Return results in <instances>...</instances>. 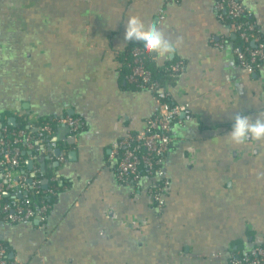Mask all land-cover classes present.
Instances as JSON below:
<instances>
[{
  "label": "crops",
  "instance_id": "1",
  "mask_svg": "<svg viewBox=\"0 0 264 264\" xmlns=\"http://www.w3.org/2000/svg\"><path fill=\"white\" fill-rule=\"evenodd\" d=\"M241 1L264 32V0ZM214 4L0 0V131L29 116L83 122L76 135L53 129L59 155L27 152L26 170L40 165L41 187L62 188L44 220L10 224L0 216V245L13 264H226L238 246L264 247V139L226 140L237 113L264 115V61L252 73L238 64L235 35ZM132 15L173 45L154 62L182 65L166 88L172 103L188 105L189 118L174 121L162 177L123 183L113 145L155 113L151 93L118 74ZM162 179L158 207L147 190Z\"/></svg>",
  "mask_w": 264,
  "mask_h": 264
},
{
  "label": "built area",
  "instance_id": "2",
  "mask_svg": "<svg viewBox=\"0 0 264 264\" xmlns=\"http://www.w3.org/2000/svg\"><path fill=\"white\" fill-rule=\"evenodd\" d=\"M171 3L177 0H165ZM215 10L224 9L229 16L236 18L244 12L250 10L239 0H217L214 4ZM163 9L160 11V19H163ZM251 30V26L249 27ZM230 31L238 33L239 37L249 42L252 35L245 31L239 23H232ZM212 41V40H211ZM213 42V41H212ZM215 46L222 48L226 40L214 41ZM139 50L134 53L135 62L139 59ZM234 56L238 64L248 73L253 72V64L259 59H264V46L259 43L254 48H245L244 51L235 47ZM171 70L182 71L180 63L174 64ZM128 81H141L142 90L149 91L155 104V113L146 120L145 127L117 141L113 145L112 153L116 155V174L120 182L137 183L141 181L143 175L141 166L151 170L153 164H161L160 158L168 151L171 143V129L174 121L179 115L187 114L188 105L174 104L169 99L166 87H159L150 79L148 71L140 66L133 67L127 76ZM189 118V116L186 115ZM26 128L10 130L7 125L2 126L0 131V196L7 194L9 200L0 204V216L10 224H28L34 219L44 220L49 204L42 203L34 205L37 195L45 191L49 196L55 195L53 188L40 190L42 171L37 166L30 172V177L22 172L21 151L27 150L33 153L36 158L46 152H53L58 142L55 132L49 123L37 125L32 117H27ZM58 126L66 127L70 134L76 135L82 128L83 122L75 117H61L57 119ZM61 160L62 158H58ZM162 170L159 167L153 178L162 177ZM149 176V175H148ZM155 176V177H154ZM160 183L150 184L148 194L154 204L158 207L163 205V191L166 190L168 181L160 180ZM5 249L0 246V264H6L4 259ZM226 264H264V247L262 245H252L240 249L237 253H231Z\"/></svg>",
  "mask_w": 264,
  "mask_h": 264
},
{
  "label": "trees",
  "instance_id": "3",
  "mask_svg": "<svg viewBox=\"0 0 264 264\" xmlns=\"http://www.w3.org/2000/svg\"><path fill=\"white\" fill-rule=\"evenodd\" d=\"M217 1V0H215ZM240 2H242L241 0H239ZM216 11V16L218 17V19L225 24L226 26L229 27L232 23H239L242 25V28L247 31L250 32L252 37L250 39L249 42H245L243 41L240 37L239 34L236 33L235 38L232 41V48L234 49L235 47L241 49L242 51L245 50V48H249L252 49L254 48L257 44L261 43L264 46V32H262L259 28V26L256 23L255 17L251 14L248 13L247 11L242 13L240 16L236 17V18H232L231 16H229V14L227 13L226 10L221 9V10H215ZM251 26V30H249V27ZM136 50H139V59L138 62H135V57L134 53ZM154 57L155 54L149 55L146 54L143 50L142 47L139 44H136L135 42H130L120 53L117 54L116 59L117 62L119 64L118 67V74L120 77L124 78L127 83L139 90H142V86H141V81H128L127 76L131 73L133 67L135 66H140L143 69H145L146 71H148L149 75H150V79L153 83L157 84L159 87H167V85H169L170 83H173L175 81V79L178 76V72L171 70V65H166L163 67H159L155 64L154 62ZM264 61V59H259L256 61V63H254L253 66V72L257 71V69L260 67V65L262 64V62ZM169 101V98H168ZM75 118H77L76 116H73ZM37 125H43L46 123H49L53 129H55L58 126V122L57 120H51L49 118H39L37 122H35ZM8 128L10 130H17V129H24L27 130L26 128V120L25 119H20V121L18 122V126L15 127H11L9 125H7ZM59 148V145H58ZM61 149V148H60ZM169 150V149H168ZM27 152L25 149L21 151V160H22V172L24 174H26V176L30 177V172L28 173L25 167V163H26V156H27ZM167 152H165L160 158H164ZM44 155H46V153H44ZM37 167H40V165L38 164ZM160 164L159 163H155L153 164V167L151 168V170H148L145 166H141V173L143 175H149L151 176V174H154L155 171L157 169H159ZM46 171V169H45ZM46 175H48V173H46ZM51 188H53L54 190H56V192H58V190H60L62 187H59V185H57V183H53ZM40 190H44L42 187H40ZM53 198L54 195H50V197L48 196V194L45 191H42V193H40L39 195L36 196V198L34 199V205H40L42 203H46L51 205V203L53 202ZM9 200V196L8 195H1L0 196V204L7 202ZM2 217V215H1ZM0 246H3L5 249V255H4V259L6 261V264H13V261L11 259H9L8 257V247L5 244H1ZM241 249L240 246H238L235 250H233V253H237L239 252Z\"/></svg>",
  "mask_w": 264,
  "mask_h": 264
},
{
  "label": "clouds",
  "instance_id": "4",
  "mask_svg": "<svg viewBox=\"0 0 264 264\" xmlns=\"http://www.w3.org/2000/svg\"><path fill=\"white\" fill-rule=\"evenodd\" d=\"M125 42H135L149 55L155 54L163 58L173 51V45L165 39L164 32L157 26H147L137 16H129L125 23ZM250 138L264 139V115L252 119L247 114L233 116L231 128L226 134V140L233 144H241Z\"/></svg>",
  "mask_w": 264,
  "mask_h": 264
},
{
  "label": "water",
  "instance_id": "5",
  "mask_svg": "<svg viewBox=\"0 0 264 264\" xmlns=\"http://www.w3.org/2000/svg\"><path fill=\"white\" fill-rule=\"evenodd\" d=\"M232 37H234V35H232ZM11 121H14V120L11 119ZM55 154L59 155V154H60V150H59V149H55ZM27 167H30V162H29V161L27 162ZM45 182H46V181H42L44 187H46ZM6 195H7V194H5V196H6Z\"/></svg>",
  "mask_w": 264,
  "mask_h": 264
}]
</instances>
